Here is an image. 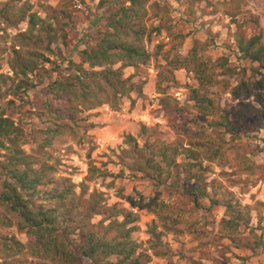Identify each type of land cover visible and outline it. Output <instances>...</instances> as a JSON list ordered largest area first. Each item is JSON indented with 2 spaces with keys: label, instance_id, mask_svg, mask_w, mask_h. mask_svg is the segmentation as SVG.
<instances>
[{
  "label": "rangeland",
  "instance_id": "1",
  "mask_svg": "<svg viewBox=\"0 0 264 264\" xmlns=\"http://www.w3.org/2000/svg\"><path fill=\"white\" fill-rule=\"evenodd\" d=\"M128 2L0 0V107L22 131V148L37 166H52L53 177L76 185L78 195L69 202L75 239L85 240L90 230L116 237L117 232L108 228L115 218L109 210L126 209L138 216L132 239L141 256H150L148 264H264V101L260 103L264 88L252 85L254 77L264 81V55L261 62H249L237 41L238 34L264 37V0H146L145 43L153 58L148 65L122 69L135 90L116 107H84L76 121H65L69 126L50 147H42L49 135L43 131L53 125L50 107L62 110L67 103L57 99L50 84L69 73V60L84 61L82 50L101 41L110 31L108 17ZM32 13L42 19L35 31L41 43L33 39L21 49L18 36L29 30ZM158 27L160 32L153 30ZM194 48L218 67L220 83L210 94L230 115L234 136L211 126L213 117L193 106L189 97L191 88L198 87L195 75L170 65ZM17 50L23 56L36 52L46 56L23 81L12 69ZM224 63L226 68L221 67ZM26 83L30 86L24 87ZM129 135L141 147L176 143L199 150L205 144L222 155L216 162L206 158L211 153L200 155L203 170L191 166L194 160L186 154L179 155L178 165L157 187L125 154ZM4 153L0 151V160ZM92 167L97 168L93 173ZM201 171L210 198L202 199L199 208L191 191L198 189L195 177ZM229 202L250 208L249 225L242 224L236 234L223 224L230 218ZM92 205H98V211L90 217ZM7 218L0 219V238L16 236L28 242L15 219L9 214ZM8 260L39 262L27 254ZM97 260L86 263H118L119 258L101 255Z\"/></svg>",
  "mask_w": 264,
  "mask_h": 264
},
{
  "label": "trees",
  "instance_id": "2",
  "mask_svg": "<svg viewBox=\"0 0 264 264\" xmlns=\"http://www.w3.org/2000/svg\"><path fill=\"white\" fill-rule=\"evenodd\" d=\"M21 1V0H15ZM148 9L146 0H129L128 4L108 17L110 31L104 34L101 41L95 46L82 50L84 61L79 63L69 60L67 75H61L50 84L58 100L66 101L61 107H50L54 114L53 125L43 131L49 135L42 140V147H50L55 137L60 135L69 124L65 121H76L84 107L98 108L105 104H113L115 107L120 100L127 97L135 90L130 78L125 79L122 69L126 67H138L148 65L153 54L149 52L145 43L149 26L147 25ZM25 19V17H23ZM42 19L38 14L32 13L28 20L29 30L20 33L18 38L20 47L25 48L30 41H41L35 36ZM158 32L161 27L154 28ZM183 38V36H177ZM54 41V40H53ZM238 48L244 58L251 63L262 61L264 55V37L255 35L247 39L237 35ZM162 48V46H160ZM56 53L55 50H51ZM12 69L18 77L29 79L30 73L37 70L39 60L46 59L44 54L29 53L22 55V50H17ZM51 61V60H46ZM121 64L119 69L115 66ZM175 70L186 69L195 75L198 87L191 88L190 101L198 112L213 117L211 126L223 128L232 136L236 134L230 115L217 104L211 96L210 90L220 83L218 67L211 60L194 48L186 57L176 56L170 61ZM221 67L226 68L227 64ZM252 85L264 88V81L253 78ZM30 83V82H29ZM26 83L24 87H29ZM264 95L260 96L263 103ZM25 137L16 125V122L7 116L3 107H0V151L4 155L0 160V219L8 220L7 214L15 219L19 228L26 232L29 240L23 242L16 236H3L0 238V264H15L8 259L21 254L39 260L37 264H87L86 259L97 262L101 255L108 258L116 256L118 263L105 264H148L150 256H141L138 253V245L132 239V233L137 229L134 224L138 216L130 210L112 208L109 211L114 215L108 228L117 232V236L111 238L107 234L90 230L85 240L75 239L73 235L74 217L70 215L69 202L77 197L76 185L65 177H53V167L48 165L37 166L33 156L28 155L22 148ZM126 143L129 149L125 154L132 157L139 172L144 173L157 187L161 185L163 176L176 167L178 156L186 154L187 158L194 160V167L203 170L200 155L206 156L210 161L216 162L222 155L221 150L212 153V147L200 145L199 150L191 147H182L179 144L150 145L141 147L137 138L133 135L127 137ZM203 156V155H202ZM97 168H90L93 173ZM200 183L198 189L191 191L197 207L202 208L201 200L210 198L203 174L196 177ZM97 191L92 194L96 198ZM212 203H217L212 198ZM228 211L230 218L224 219L226 230L236 234L242 224L249 225L251 220L250 208L229 202ZM90 217L97 214L98 205L90 208ZM123 217V221L118 218ZM11 220L8 225H12ZM234 239V236H231ZM143 257V258H142Z\"/></svg>",
  "mask_w": 264,
  "mask_h": 264
},
{
  "label": "built area",
  "instance_id": "3",
  "mask_svg": "<svg viewBox=\"0 0 264 264\" xmlns=\"http://www.w3.org/2000/svg\"><path fill=\"white\" fill-rule=\"evenodd\" d=\"M107 111H111V108L109 107V106H107L106 108H105ZM136 211V210H135Z\"/></svg>",
  "mask_w": 264,
  "mask_h": 264
}]
</instances>
